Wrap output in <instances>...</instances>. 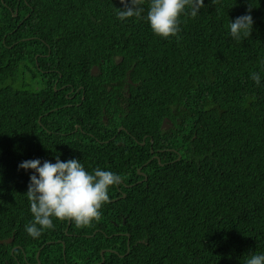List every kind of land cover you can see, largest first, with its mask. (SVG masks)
Instances as JSON below:
<instances>
[{"label":"trees","instance_id":"trees-1","mask_svg":"<svg viewBox=\"0 0 264 264\" xmlns=\"http://www.w3.org/2000/svg\"><path fill=\"white\" fill-rule=\"evenodd\" d=\"M204 4L165 38L151 0L125 20L121 0H0V264L264 255V0ZM250 6L252 35L237 41L230 21ZM57 156L121 182L98 220L52 217L34 238L33 170L19 165Z\"/></svg>","mask_w":264,"mask_h":264},{"label":"clouds","instance_id":"clouds-1","mask_svg":"<svg viewBox=\"0 0 264 264\" xmlns=\"http://www.w3.org/2000/svg\"><path fill=\"white\" fill-rule=\"evenodd\" d=\"M121 3L124 8L118 12L120 20L141 16L140 0H131L130 5L128 0H121ZM218 3L219 0H212L213 5ZM186 6H190V15L196 17L205 4L204 0H151L147 19L154 33L165 38L176 36L180 30L178 20L185 13ZM251 10L250 6L249 14L230 21L231 35L237 41L252 35L254 22ZM250 78L259 85V73L252 72ZM19 167L25 171L33 170L26 196L34 221L25 230L34 238L40 236L44 229L53 227L52 217L74 221L78 226H87L98 220L102 205L109 199V188L121 182V177L113 172L96 168L90 174L80 161L64 162L59 156L55 164L44 161L41 166L37 159L24 161ZM245 264H264V255L251 254Z\"/></svg>","mask_w":264,"mask_h":264},{"label":"water","instance_id":"water-1","mask_svg":"<svg viewBox=\"0 0 264 264\" xmlns=\"http://www.w3.org/2000/svg\"><path fill=\"white\" fill-rule=\"evenodd\" d=\"M16 16V14H15ZM97 71L96 67H93L92 69V73H95ZM164 127H168V124L164 123ZM102 254H104V251L102 252ZM39 258V253L37 254V259Z\"/></svg>","mask_w":264,"mask_h":264},{"label":"flooded vegetation","instance_id":"flooded-vegetation-1","mask_svg":"<svg viewBox=\"0 0 264 264\" xmlns=\"http://www.w3.org/2000/svg\"><path fill=\"white\" fill-rule=\"evenodd\" d=\"M94 67H96V66H94ZM92 69H93V68H92ZM96 69H97V67H96ZM91 72H92V70H91ZM71 98H72V99H76V94L74 93V95H72Z\"/></svg>","mask_w":264,"mask_h":264},{"label":"bare ground","instance_id":"bare-ground-1","mask_svg":"<svg viewBox=\"0 0 264 264\" xmlns=\"http://www.w3.org/2000/svg\"><path fill=\"white\" fill-rule=\"evenodd\" d=\"M97 72V71H96Z\"/></svg>","mask_w":264,"mask_h":264}]
</instances>
